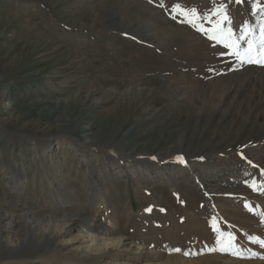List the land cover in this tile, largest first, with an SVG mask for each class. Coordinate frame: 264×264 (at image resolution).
I'll use <instances>...</instances> for the list:
<instances>
[{"label":"rangeland","instance_id":"374dc122","mask_svg":"<svg viewBox=\"0 0 264 264\" xmlns=\"http://www.w3.org/2000/svg\"><path fill=\"white\" fill-rule=\"evenodd\" d=\"M221 6L255 53L261 0H0V264H264V65ZM217 232L243 258L184 254Z\"/></svg>","mask_w":264,"mask_h":264},{"label":"snow or ice","instance_id":"6c2138e0","mask_svg":"<svg viewBox=\"0 0 264 264\" xmlns=\"http://www.w3.org/2000/svg\"><path fill=\"white\" fill-rule=\"evenodd\" d=\"M233 2H237V0H233ZM262 3H264V0H261ZM179 6H177L178 8ZM264 11V10H262ZM181 15L185 17V20L188 24L193 26L194 28H197L198 31H204L202 27H200L198 24L195 23V13H187V12H181ZM217 14H220L222 16V21H217L215 24L211 37L212 39L216 40L218 43H222L226 48L233 49L232 54L236 57L238 63L244 64V63H259L264 65V41H261L259 44V47L255 50V53L253 52V41L249 40V48L244 49L241 51L239 49V46L235 43V41L232 40V32L231 29L225 30L224 27H222V22L227 21V16L223 15V7L217 9ZM189 15L193 17V19H189ZM175 19V17H173ZM262 31H264V28H262ZM248 33V29L245 28L244 34L241 35V39L244 38V35ZM182 162V161H181ZM262 223H264V214H262ZM261 244V246H264V241H255ZM174 251H180V249H175ZM213 252H219V253H227L230 255H235L238 257L243 258V254L240 252L239 248L237 247L234 238L230 234L220 233L217 232L214 238V244L212 245H205L204 249L201 250L200 253H188L185 252V255H195V254H205V253H213ZM253 255H256L255 253Z\"/></svg>","mask_w":264,"mask_h":264},{"label":"bare ground","instance_id":"6f19581e","mask_svg":"<svg viewBox=\"0 0 264 264\" xmlns=\"http://www.w3.org/2000/svg\"><path fill=\"white\" fill-rule=\"evenodd\" d=\"M21 185H23L22 182H21ZM9 225L10 226H13V225H15V223L10 220L9 221ZM29 225L30 224H28V222H27V223H25L24 226H25V228L28 229ZM67 226H68V223H65L64 228H66ZM106 229H107L106 226H103L102 227V229H101V232H102L101 235L102 236L104 235L103 233L105 232ZM85 234H87V236H89L90 238H92V241H91V244L89 245V248H91V247L93 248V245H95V243H96V246H98V247L95 250L96 251H100V252H103L105 249H108L110 247H119L122 244V241H123L120 238L119 239H114V240L113 239H107L105 237H99V236H98V238L97 237L94 238L93 236L90 235V233H89L88 230L85 231ZM98 242H101V244H98ZM92 250H94V249H92ZM247 264H249V263H247ZM251 264H256V263H251Z\"/></svg>","mask_w":264,"mask_h":264}]
</instances>
